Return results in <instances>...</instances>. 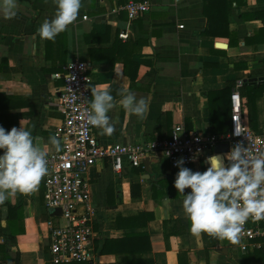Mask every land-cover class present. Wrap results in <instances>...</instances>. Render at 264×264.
Returning <instances> with one entry per match:
<instances>
[{
	"label": "crops",
	"instance_id": "1",
	"mask_svg": "<svg viewBox=\"0 0 264 264\" xmlns=\"http://www.w3.org/2000/svg\"><path fill=\"white\" fill-rule=\"evenodd\" d=\"M128 1L82 0L76 21L54 42L37 31L54 17L53 0H18L13 19L0 16V126L31 129L47 154L56 151L50 137L62 148L66 67L81 60L90 64L92 92L106 87L114 97L108 115L115 131L108 136L96 127L100 144L168 139L178 124L228 135L240 81L244 116L253 130H264V0H151L135 20L124 9ZM212 22L216 34L208 32ZM129 92L146 99L143 119L120 104ZM193 166L203 172L210 165ZM178 170L158 158H150L149 170L127 164L118 173L109 161L89 169L96 264H244L241 236L233 244L190 232L184 198L170 180ZM45 177L35 192L0 206L5 264L17 256L21 264H53L49 221L61 224V215L45 204Z\"/></svg>",
	"mask_w": 264,
	"mask_h": 264
},
{
	"label": "built area",
	"instance_id": "2",
	"mask_svg": "<svg viewBox=\"0 0 264 264\" xmlns=\"http://www.w3.org/2000/svg\"><path fill=\"white\" fill-rule=\"evenodd\" d=\"M151 7V0H129L124 9L130 19L135 20L148 13ZM66 68V86L60 98L64 121L59 133L63 145L60 151L47 155L48 172L44 179L45 204L50 209H61L60 217L64 219L61 224L49 221L53 264H96L99 254L93 228L95 209L90 203V182L86 174L98 163L109 161L114 171L122 173L127 164L143 167L149 157L166 159L174 169H178L175 162L180 158H184V165L208 161L207 153L221 143L229 145L225 154L236 144H243L254 156L264 155V130H253L244 116L240 93L243 81L236 85L231 95L232 127L228 135L188 132L184 124H178L168 139L103 145L96 138V127L86 119L92 97L90 64L74 60ZM240 236L244 241L241 246L244 253L264 249V220L250 219L243 226ZM0 264H5L1 257Z\"/></svg>",
	"mask_w": 264,
	"mask_h": 264
},
{
	"label": "clouds",
	"instance_id": "3",
	"mask_svg": "<svg viewBox=\"0 0 264 264\" xmlns=\"http://www.w3.org/2000/svg\"><path fill=\"white\" fill-rule=\"evenodd\" d=\"M18 0H0V16L13 19ZM54 17L45 20L37 30L41 39L55 41L69 29L79 14L82 0H53ZM120 104L125 110L143 119L148 110L145 98L137 100L132 93L122 94ZM87 122L111 136L114 123L108 115L114 97L108 88L93 90ZM50 144L56 151L61 142L55 136ZM0 206L19 194L38 190L47 175V151L34 144L31 129L24 126L6 130L0 126ZM195 159V157H193ZM227 161V163H225ZM204 172L185 167L184 158L175 162L179 168L174 188L183 196V211L190 221L193 235L206 233L230 243L240 242L243 226L251 219L264 220V155L254 156L243 144H236L224 156L208 158ZM185 189H190L185 192Z\"/></svg>",
	"mask_w": 264,
	"mask_h": 264
},
{
	"label": "trees",
	"instance_id": "4",
	"mask_svg": "<svg viewBox=\"0 0 264 264\" xmlns=\"http://www.w3.org/2000/svg\"><path fill=\"white\" fill-rule=\"evenodd\" d=\"M208 32L212 33V34H216V30H215V27L213 26V22H212V24L210 26V30ZM186 167L190 168L191 170H193L195 172V168H194L193 164L188 165ZM178 171H175L171 175V179L170 180L173 183L175 181V177H176V174L178 173ZM165 180H166V178H163V179L159 180V184L161 186H163V187H166ZM7 264H21V262L19 260V257L17 256L15 258H9ZM244 264H264V249H256L254 252H250V253L246 254L245 260H244Z\"/></svg>",
	"mask_w": 264,
	"mask_h": 264
},
{
	"label": "water",
	"instance_id": "5",
	"mask_svg": "<svg viewBox=\"0 0 264 264\" xmlns=\"http://www.w3.org/2000/svg\"><path fill=\"white\" fill-rule=\"evenodd\" d=\"M222 45V44H221ZM229 149V145L227 143H221V144H218L216 147H215V155H221L223 156V154L225 152H227ZM214 155V156H215ZM144 165L146 166V168L149 170V167H150V158L147 157L145 162H144ZM50 213L51 215H61L62 214V210L61 209H51L50 210Z\"/></svg>",
	"mask_w": 264,
	"mask_h": 264
},
{
	"label": "rangeland",
	"instance_id": "6",
	"mask_svg": "<svg viewBox=\"0 0 264 264\" xmlns=\"http://www.w3.org/2000/svg\"><path fill=\"white\" fill-rule=\"evenodd\" d=\"M60 222H61V223H64V219L60 218Z\"/></svg>",
	"mask_w": 264,
	"mask_h": 264
}]
</instances>
